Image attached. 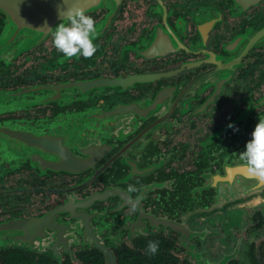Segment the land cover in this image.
I'll use <instances>...</instances> for the list:
<instances>
[{
  "label": "flooded vegetation",
  "instance_id": "flooded-vegetation-1",
  "mask_svg": "<svg viewBox=\"0 0 264 264\" xmlns=\"http://www.w3.org/2000/svg\"><path fill=\"white\" fill-rule=\"evenodd\" d=\"M101 4L86 12L98 33L90 59L64 57L52 34L29 49L0 40V264H31L27 253L107 264L96 244L118 264L155 240L182 262L242 264L246 244L264 242L251 240L264 209L241 210L262 204L264 183L239 159L264 118V0ZM21 130L45 139L36 168L13 158L10 133ZM130 183L142 186L135 213ZM52 212L77 230V240L63 232L61 259L17 245L23 222ZM246 215L252 225L239 227Z\"/></svg>",
  "mask_w": 264,
  "mask_h": 264
},
{
  "label": "water",
  "instance_id": "water-1",
  "mask_svg": "<svg viewBox=\"0 0 264 264\" xmlns=\"http://www.w3.org/2000/svg\"><path fill=\"white\" fill-rule=\"evenodd\" d=\"M100 4L101 0H0V19L4 21L0 40H11L13 44H18L19 42L16 46L21 45L22 49H29L47 39L48 35L51 34L50 30L55 29L59 23L63 22L58 14L59 9L64 6H78L85 9L86 12H89L99 8ZM48 89L51 92L54 89L58 90L57 87ZM63 89L69 88L63 87ZM37 91L39 89L18 91L12 93L10 97L36 96ZM10 137L15 142L10 143L13 158L21 160L17 161L22 165L28 164L35 168L40 166V159L37 158L34 151L40 148L42 138L34 130L30 132H24L22 130L13 132L10 133ZM44 140L43 138L42 142ZM53 159L56 163L58 157H54ZM66 163L67 161L65 160L64 165ZM62 167L54 166L52 169L54 171H63ZM17 230L21 232V234L16 236L18 246L24 247L28 252H43L49 254L54 259H61L60 247L64 246L66 247L65 250L69 251L68 241L62 236L63 232L69 230V233L72 232L73 234V236L70 234L71 237L77 240L74 237L75 232H77L76 228L64 224H57L56 214L53 212L43 218H33L23 222ZM20 236L21 239L18 240ZM48 243L50 244L48 245ZM184 245L186 246L185 243ZM95 246L105 253L107 264H117L116 257L112 252L98 244ZM189 255L200 262V256L197 253L190 252Z\"/></svg>",
  "mask_w": 264,
  "mask_h": 264
},
{
  "label": "clouds",
  "instance_id": "clouds-1",
  "mask_svg": "<svg viewBox=\"0 0 264 264\" xmlns=\"http://www.w3.org/2000/svg\"><path fill=\"white\" fill-rule=\"evenodd\" d=\"M58 14L63 22L50 30L56 51L68 59L92 58L97 52V45L94 42L98 35L95 19L78 6H64L58 10ZM228 127L238 131L233 124H229ZM239 159L242 161L241 166L245 167L252 177L264 183V118L259 119L252 139L246 144V150L239 154ZM137 184L130 183L126 189L129 194L136 193L129 208L130 213L137 212L142 198V186L138 187ZM158 251L159 242L149 241L147 252L156 255Z\"/></svg>",
  "mask_w": 264,
  "mask_h": 264
},
{
  "label": "trees",
  "instance_id": "trees-1",
  "mask_svg": "<svg viewBox=\"0 0 264 264\" xmlns=\"http://www.w3.org/2000/svg\"><path fill=\"white\" fill-rule=\"evenodd\" d=\"M161 244L162 242H159V251L156 255H150L147 250L146 252L136 254L128 249L125 252L120 253L118 264H191L188 261L182 262L179 257L170 252L168 245L163 246ZM22 256L25 257V259L31 264L35 262L42 264H55L48 262V259L42 258L43 256H38L37 254L27 253L26 256L25 254ZM80 258L84 260L83 264H105L102 255L98 253L92 254L89 257L80 256ZM42 259H44L45 262H42ZM249 259L251 264H264V242H262L258 248H252L249 253ZM67 264L72 263L69 262ZM233 264L240 263L238 261H234Z\"/></svg>",
  "mask_w": 264,
  "mask_h": 264
},
{
  "label": "rangeland",
  "instance_id": "rangeland-1",
  "mask_svg": "<svg viewBox=\"0 0 264 264\" xmlns=\"http://www.w3.org/2000/svg\"><path fill=\"white\" fill-rule=\"evenodd\" d=\"M264 199V198H263ZM262 204L260 205H256L255 202H252V203H249V204H246L244 205L243 207H241V210L243 209H246L247 207H251L250 209L252 210V212H256L254 209L252 208H255L256 207H260L262 209H264V200L261 201ZM240 209V208H238ZM237 209V210H238ZM264 212V211H263ZM238 226L241 227L243 226L244 223H246L245 226H251L252 223L250 222V218L246 215V218L243 220L241 218L238 217ZM264 239V226L261 230H253V237H252V242L253 241H259V240H263ZM249 247H250V242H248L244 248V251L241 253L240 255V258H239V261L242 263V264H251L250 263V259H249V256H248V251H249Z\"/></svg>",
  "mask_w": 264,
  "mask_h": 264
}]
</instances>
